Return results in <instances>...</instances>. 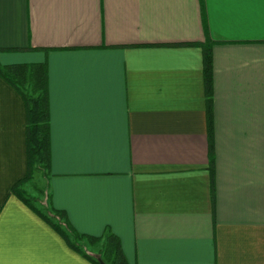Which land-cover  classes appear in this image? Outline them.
<instances>
[{
    "label": "crops",
    "instance_id": "crops-1",
    "mask_svg": "<svg viewBox=\"0 0 264 264\" xmlns=\"http://www.w3.org/2000/svg\"><path fill=\"white\" fill-rule=\"evenodd\" d=\"M34 62L51 166L23 188L39 211L109 230L129 264H264V0H0V65ZM25 137L0 74V264H93L12 193Z\"/></svg>",
    "mask_w": 264,
    "mask_h": 264
},
{
    "label": "trees",
    "instance_id": "trees-1",
    "mask_svg": "<svg viewBox=\"0 0 264 264\" xmlns=\"http://www.w3.org/2000/svg\"><path fill=\"white\" fill-rule=\"evenodd\" d=\"M206 110L208 121L209 152H213L212 121V46L201 44ZM0 74L22 96L26 108L25 156L26 174L12 186L11 191L25 204L37 211L64 237L66 243L88 258L93 264H129L119 238L109 230L102 237L77 231L68 221L66 213L50 207L45 213L34 206L36 198L23 188L25 182L40 173L48 179L51 166L48 74L46 63H14L0 65ZM42 192L41 189H37ZM46 197H50L46 193ZM87 245L97 246L94 254L88 253Z\"/></svg>",
    "mask_w": 264,
    "mask_h": 264
},
{
    "label": "rangeland",
    "instance_id": "rangeland-1",
    "mask_svg": "<svg viewBox=\"0 0 264 264\" xmlns=\"http://www.w3.org/2000/svg\"><path fill=\"white\" fill-rule=\"evenodd\" d=\"M43 180L44 178H42L41 174L39 173H36L34 176H33V188L36 187V186H42V183H43ZM30 190H33L32 188H30ZM96 247V246H95ZM97 248V247H96Z\"/></svg>",
    "mask_w": 264,
    "mask_h": 264
},
{
    "label": "water",
    "instance_id": "water-1",
    "mask_svg": "<svg viewBox=\"0 0 264 264\" xmlns=\"http://www.w3.org/2000/svg\"><path fill=\"white\" fill-rule=\"evenodd\" d=\"M101 264H105V263L101 262Z\"/></svg>",
    "mask_w": 264,
    "mask_h": 264
}]
</instances>
